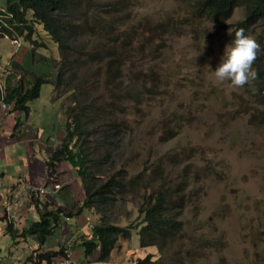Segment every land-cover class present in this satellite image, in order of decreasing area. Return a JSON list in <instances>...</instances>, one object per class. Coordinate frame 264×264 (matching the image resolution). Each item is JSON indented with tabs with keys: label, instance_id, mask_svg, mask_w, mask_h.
I'll list each match as a JSON object with an SVG mask.
<instances>
[{
	"label": "rangeland",
	"instance_id": "1",
	"mask_svg": "<svg viewBox=\"0 0 264 264\" xmlns=\"http://www.w3.org/2000/svg\"><path fill=\"white\" fill-rule=\"evenodd\" d=\"M4 5L5 0H0V7ZM190 5L191 0H131L127 21L116 30L118 35L125 31L133 33L129 52L124 54L120 50L114 71L118 72L117 81L122 87H130L136 99L120 102L122 110L117 116L126 122L127 128L114 154L115 171L124 170L128 179L139 173L147 176L151 169L160 167V175L185 178V228L198 229L215 243L203 255L190 253L184 264H264V105L258 102L256 86L245 84L235 88L210 78V69L217 66L229 41L226 34L243 17V8H235L228 21L214 23L202 17L192 18ZM263 32L260 24L248 35L256 39ZM41 34L46 48H39L37 53L47 59L59 58L57 46ZM106 41L110 43L108 38H101L103 44ZM20 45L28 47L22 40ZM29 47L36 48L31 44ZM13 48L17 55L19 48L0 38L2 65ZM90 73L86 75L88 85L93 78ZM99 74L104 79L103 72ZM51 91L52 85L44 84L39 97L29 102L58 103V122L54 120L58 126L53 136L58 138L59 145L64 137L65 97L53 100ZM90 91L93 93V88ZM42 119L40 113L33 120L38 128L46 125L45 121L40 122ZM41 137L49 138L46 128H42ZM50 139L55 142L52 136ZM58 173V185L62 186L58 189L62 200H58L64 206L69 205L63 202L64 198L74 203L62 209L63 215L73 214L81 225L90 218L94 224L99 218L97 210L85 208L75 213L84 196L80 198L82 185L70 165L60 164ZM70 183L78 193L75 199L73 190H68ZM139 192L142 193L141 186L133 190L128 186L117 194V202L105 219L120 226L136 227ZM23 211L27 215V207ZM80 213L86 216L83 221ZM63 222L64 217L60 227L66 225ZM87 226L86 233L91 229ZM138 230H132L130 239L118 240L108 258L109 264H132L146 253L156 254L153 247L138 246ZM81 234L75 237L70 232L64 235L63 230L58 231V246L42 248L69 250L68 258L58 257L60 262L53 264L75 260L78 250L73 245ZM50 242L49 238L47 245ZM183 244L192 245L190 241ZM35 248L29 238L12 244L9 237L0 234V264H29L27 259ZM177 248L175 245L173 250ZM97 257L95 253L88 260L93 263Z\"/></svg>",
	"mask_w": 264,
	"mask_h": 264
},
{
	"label": "trees",
	"instance_id": "2",
	"mask_svg": "<svg viewBox=\"0 0 264 264\" xmlns=\"http://www.w3.org/2000/svg\"><path fill=\"white\" fill-rule=\"evenodd\" d=\"M191 1L189 10L192 18L202 17L214 23L228 21L234 9L242 6L243 17L226 34L229 41L236 28H243L245 34L260 24L264 28V0ZM130 2L5 0V5L0 7V38H19L33 48L34 45L36 48L46 47L41 40L42 32L59 52V58L52 61L50 73L34 76L26 83L25 89L20 86L8 90L4 101L11 106L10 112H26L28 102L37 99L41 86L47 83L52 85L53 100L61 95L65 97L62 112L65 118L64 137L46 161L48 171L44 186L51 177L59 174L60 164L70 165L82 185L84 196L75 213L87 208L97 210L99 215L90 232L81 234L73 245L85 258L69 264H108L118 240L130 239L132 230L137 228L138 246L141 249L153 247L156 254L146 253L144 257L133 260L132 264H184V259L190 253L203 255L215 243L200 230L185 228L182 215L187 201L185 178L160 175V167L151 169L147 176L139 173L128 179L125 176L128 173H124V170L115 171L114 154L127 128L126 122L117 116L122 110L120 102L136 99L130 87H122L117 81L118 72L114 71L121 51L128 54L129 40L133 36L128 31L121 35L116 33L127 21ZM102 37L108 38L110 43L106 41L103 44ZM256 41L260 45L252 64L256 79L248 85L257 87L258 102L264 105V32L257 36ZM99 71L103 72L104 79ZM87 72L93 75L91 85L87 84ZM128 186L131 190L142 188L137 204L139 222L136 227L120 226L105 219V214L117 202L116 195ZM31 200L38 218L21 230L8 224L6 233L12 244L16 243V239L26 237H33L37 241V247L27 259L29 264H53L58 257L68 258L67 250L62 247L56 250L42 247L54 228L60 226L62 217L71 218L73 214L63 215L60 206L53 208L44 201ZM100 207L103 208L101 212L98 210ZM192 224L195 226L193 221ZM184 241H190L192 245L186 246ZM175 245L178 248L173 250ZM95 253H98V257L91 263L88 258Z\"/></svg>",
	"mask_w": 264,
	"mask_h": 264
},
{
	"label": "crops",
	"instance_id": "3",
	"mask_svg": "<svg viewBox=\"0 0 264 264\" xmlns=\"http://www.w3.org/2000/svg\"><path fill=\"white\" fill-rule=\"evenodd\" d=\"M3 39L7 38L3 37ZM27 45V48L19 47L17 55L13 53V48L10 57L6 58L5 65L0 63V101L8 90L20 86L25 89L26 83L34 76L50 73L51 71L52 61L56 58L47 59L40 56L37 53L39 47L30 50L29 43ZM51 98H53L52 91ZM5 104L7 109L0 106V234L9 237L6 233L8 224H12L13 228L21 230L37 219V213L31 204L32 195L30 193L33 190L36 192L34 198L48 203L49 207L57 208L60 206L65 209L71 206V201L69 202L68 198H64L63 202L65 200L69 204V206H64L61 201L62 193L54 189V184L58 185V175L51 177L47 186H44L48 171L46 161L58 148V138L53 136V132L58 126V123H54V120L58 122V103L28 102L26 112H10L11 106ZM40 113L43 118L40 122L45 121L46 125L43 127L39 125L38 128L33 120ZM42 128H46V134L49 135L46 140L41 137ZM51 136L55 139V142L51 141ZM68 185L70 186L68 190L69 188L73 190V183ZM39 188L44 190L42 196H39L37 192ZM77 194L73 190L72 198L75 199ZM58 198L61 200L59 201ZM80 198H82V194ZM24 207H27L25 212L27 215L25 216ZM80 214V219L83 221L86 216L83 213ZM89 219L86 218V223L81 225V221L75 216L71 219L64 218L63 224L66 223V225L62 227L57 225L49 237L52 242L47 245L48 238L44 247L57 245L58 231L63 230L64 235L70 232L75 237L79 233H86L88 231L87 225L92 224V220ZM70 221H72V224H70ZM59 228L61 229L58 230ZM27 238L32 240L33 246L37 245L34 238ZM27 238L24 240H27ZM19 240L20 238L16 239V242ZM79 260H82V256L79 257ZM54 262H58V260Z\"/></svg>",
	"mask_w": 264,
	"mask_h": 264
},
{
	"label": "clouds",
	"instance_id": "4",
	"mask_svg": "<svg viewBox=\"0 0 264 264\" xmlns=\"http://www.w3.org/2000/svg\"><path fill=\"white\" fill-rule=\"evenodd\" d=\"M210 30H211V22L209 24V30L208 31H210ZM5 38H7V37H5ZM15 40L19 43L18 45L13 43V41H15ZM10 41L15 46V49H18L19 47H21L19 38H16V39H13ZM203 46H204V42H202V48H203ZM259 47H260V45L258 44L256 39L252 35L245 34V31L243 28H236L234 30V32L232 33L231 40L228 41L224 45L223 51H222V54L219 58V62L217 64V66L214 68V70L210 69V78L213 79L215 82H218V83L227 82L230 86L235 87V88L243 87L245 84H248L251 81L255 80L256 79V71L252 67V64H253L254 59L256 58ZM39 48H41V47H39ZM44 48H46V47H44ZM4 96H5V94L1 98L0 102L5 104ZM4 109H7V106ZM60 187L62 188V186L54 184V189H57V190L61 189ZM58 191H60V190H58ZM37 192L39 193V196H42V194L44 193V190L42 188H39ZM35 193H36L35 190H33L30 193L32 195V199L38 200L37 198H34ZM41 202H43V201H39V203H41ZM40 206H41V204H40ZM33 207H34V205H33ZM35 212L37 213L36 210H35ZM37 218H38V216H37ZM64 218L70 219V217H64ZM89 227L92 228L93 224H91V225L89 224ZM82 234H87V233H82ZM36 244H37V241H36ZM44 246H43V248H45ZM36 247H37V245H36ZM79 252H81V251H79ZM68 255H69V250H68ZM81 256H82V260H83V258H85V257H83V255H80V253L78 254V252H77V256H76L75 260L70 261V260L66 259L67 261H65L64 264H69V262H81L82 260H79V257H81Z\"/></svg>",
	"mask_w": 264,
	"mask_h": 264
},
{
	"label": "built area",
	"instance_id": "5",
	"mask_svg": "<svg viewBox=\"0 0 264 264\" xmlns=\"http://www.w3.org/2000/svg\"><path fill=\"white\" fill-rule=\"evenodd\" d=\"M13 43H14V44H17V45L19 44L16 40L13 41ZM0 106H1L3 109L6 108V105H5L4 103H1Z\"/></svg>",
	"mask_w": 264,
	"mask_h": 264
}]
</instances>
